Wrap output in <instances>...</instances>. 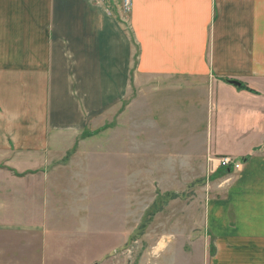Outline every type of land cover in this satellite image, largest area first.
Returning a JSON list of instances; mask_svg holds the SVG:
<instances>
[{"label": "crops", "instance_id": "0c3cea01", "mask_svg": "<svg viewBox=\"0 0 264 264\" xmlns=\"http://www.w3.org/2000/svg\"><path fill=\"white\" fill-rule=\"evenodd\" d=\"M109 4L0 0V231L26 183L134 84L159 82L212 109L206 264H264V0H132L127 15ZM225 157L242 169L219 168Z\"/></svg>", "mask_w": 264, "mask_h": 264}, {"label": "rangeland", "instance_id": "374dc122", "mask_svg": "<svg viewBox=\"0 0 264 264\" xmlns=\"http://www.w3.org/2000/svg\"><path fill=\"white\" fill-rule=\"evenodd\" d=\"M134 85L50 175L22 188L1 224L0 264H206L212 109L202 95L196 106L159 82Z\"/></svg>", "mask_w": 264, "mask_h": 264}, {"label": "built area", "instance_id": "2783aa9c", "mask_svg": "<svg viewBox=\"0 0 264 264\" xmlns=\"http://www.w3.org/2000/svg\"><path fill=\"white\" fill-rule=\"evenodd\" d=\"M123 7L126 12H130L132 8V0H123ZM219 167L223 169L240 171L242 169V163L233 160L232 158L225 157L219 160Z\"/></svg>", "mask_w": 264, "mask_h": 264}, {"label": "water", "instance_id": "95a60500", "mask_svg": "<svg viewBox=\"0 0 264 264\" xmlns=\"http://www.w3.org/2000/svg\"><path fill=\"white\" fill-rule=\"evenodd\" d=\"M230 83H231V84H234V85H236V86H240V83H239V82H236V81H231Z\"/></svg>", "mask_w": 264, "mask_h": 264}, {"label": "trees", "instance_id": "16d2710c", "mask_svg": "<svg viewBox=\"0 0 264 264\" xmlns=\"http://www.w3.org/2000/svg\"><path fill=\"white\" fill-rule=\"evenodd\" d=\"M228 81V80H227ZM230 83V81H228ZM243 87V86H242ZM224 170H227V169H224ZM228 170H231V169H228Z\"/></svg>", "mask_w": 264, "mask_h": 264}]
</instances>
